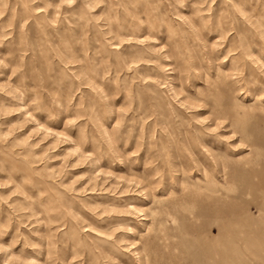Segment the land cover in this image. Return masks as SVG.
<instances>
[{"label":"rangeland","instance_id":"rangeland-1","mask_svg":"<svg viewBox=\"0 0 264 264\" xmlns=\"http://www.w3.org/2000/svg\"><path fill=\"white\" fill-rule=\"evenodd\" d=\"M0 264H264V0H0Z\"/></svg>","mask_w":264,"mask_h":264}]
</instances>
